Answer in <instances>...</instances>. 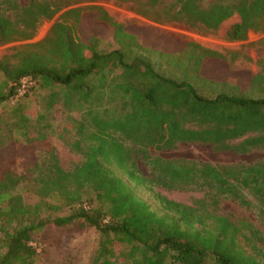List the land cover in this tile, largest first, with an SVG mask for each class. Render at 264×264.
<instances>
[{
	"label": "trees",
	"instance_id": "obj_1",
	"mask_svg": "<svg viewBox=\"0 0 264 264\" xmlns=\"http://www.w3.org/2000/svg\"><path fill=\"white\" fill-rule=\"evenodd\" d=\"M201 2L176 0L174 18L222 32L230 40L244 39L251 28L264 29V0ZM85 9L64 11L48 34L30 45L35 50L17 62L0 61V149L14 141V134L31 144L28 129L36 124L37 138L50 127L43 112L32 111L22 101L9 105L22 76L30 75L34 86L21 98L44 91L50 106L60 98L67 105L118 100L101 113L88 109V125L77 122L78 137L70 147L81 153V162L63 169L50 150L45 159L25 165L22 173L10 167L1 170L0 264H33L38 236L50 225L94 228L98 241L92 264H264L260 232L209 209L230 198L256 206L264 217V159L214 165L146 155L153 174L144 178L133 157V152L146 154L150 146L170 149L179 142L236 153L264 148V70L240 71L238 77L240 84L247 78V88H258L259 95L244 94L239 85L238 93L202 94L191 81L160 73L141 54L148 47L99 7L90 10L96 11L107 35L81 30ZM57 11L51 0H28L24 6L0 0V45L32 38L40 21ZM111 40L115 45L100 47ZM211 54L201 50L189 69L201 75ZM115 169L150 190L154 185L193 188L204 190L205 197L187 205L153 192L160 208L156 210L135 195ZM18 188L31 189L37 200L26 203ZM243 229L262 244H252L255 254L239 244Z\"/></svg>",
	"mask_w": 264,
	"mask_h": 264
},
{
	"label": "rangeland",
	"instance_id": "obj_2",
	"mask_svg": "<svg viewBox=\"0 0 264 264\" xmlns=\"http://www.w3.org/2000/svg\"><path fill=\"white\" fill-rule=\"evenodd\" d=\"M17 1L20 6L28 3V0ZM51 1L58 7V11L51 18L40 21L32 38L0 45V61L6 59L13 64L18 61L20 55L35 50L30 45L42 40L59 16L71 8H86L82 12L81 30L84 28L91 32L101 31L107 35L108 31L105 26L97 22L96 11L90 10V7H99L113 20L124 24L127 31L135 34L140 42L148 47L141 54L160 73L178 79H187L205 95H213L220 91L238 93L237 85L241 87L244 94H261L258 88H247V78H244L243 83L240 84L238 77L240 71L256 73L264 70V29L251 28L244 39L230 40L222 32L212 31L202 25L192 26L174 18L173 6L176 0ZM208 3L209 0L201 2L202 6H207ZM9 15L12 14L9 13ZM108 39L110 40V37ZM108 42L109 44L102 41L100 47L115 45L112 40ZM205 49L214 54L208 55L209 58L202 68V74L196 75L189 67L197 54ZM160 51L163 53H159ZM3 79L4 73L0 70V82ZM22 96L16 97L15 95L9 105L15 106L22 101L21 103L26 104L32 111L43 112L50 127L44 129L43 138H37L39 124L30 127L28 136L33 137L34 141L28 145L23 143L22 137L14 134V141L0 149V172L5 167H10L14 172L22 173L25 165L35 158L45 159L50 150L55 152L63 169H68L81 162L83 159L81 153L70 147V144L78 137L77 122L82 120L88 125L90 123L88 109L91 108L101 113L102 109L112 108L118 101L105 98L99 103L73 101L67 105L60 98L50 106L44 91L29 94L25 98H21ZM145 150L146 154L133 152L136 169L144 178H150L153 174L146 155L164 160H189L214 165L248 164L264 159V148L236 153L232 150L215 151L210 144L200 142H179L174 148L160 150L150 146ZM115 171L126 180L135 195L148 202L156 210L160 208L152 196L153 192L187 205H194L197 200L205 197L204 190L193 188H166L154 185L150 190L146 186H138L129 181L120 170L115 169ZM19 192L26 203L33 204L37 200L31 189L22 188ZM91 197L93 203L98 205L94 196ZM209 209L216 215L228 216L234 223L245 221L264 237V217L256 206L252 204L242 206L230 198H221L216 206H210ZM97 241L98 233L94 228L72 230L50 225L38 236L37 256L33 264H92ZM238 241L248 253L255 254L252 244L262 247V244L253 239L246 229L239 234Z\"/></svg>",
	"mask_w": 264,
	"mask_h": 264
},
{
	"label": "built area",
	"instance_id": "obj_3",
	"mask_svg": "<svg viewBox=\"0 0 264 264\" xmlns=\"http://www.w3.org/2000/svg\"><path fill=\"white\" fill-rule=\"evenodd\" d=\"M33 85V78L30 75L22 76L16 90V97L22 96L29 91Z\"/></svg>",
	"mask_w": 264,
	"mask_h": 264
}]
</instances>
